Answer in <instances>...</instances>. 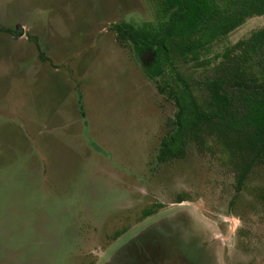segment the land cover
<instances>
[{
  "label": "rangeland",
  "instance_id": "rangeland-1",
  "mask_svg": "<svg viewBox=\"0 0 264 264\" xmlns=\"http://www.w3.org/2000/svg\"><path fill=\"white\" fill-rule=\"evenodd\" d=\"M163 2L0 0V264H264V165L237 189L214 143L158 159L173 75L147 72L153 55L114 26L157 24ZM263 26L173 56L199 101Z\"/></svg>",
  "mask_w": 264,
  "mask_h": 264
},
{
  "label": "trees",
  "instance_id": "trees-1",
  "mask_svg": "<svg viewBox=\"0 0 264 264\" xmlns=\"http://www.w3.org/2000/svg\"><path fill=\"white\" fill-rule=\"evenodd\" d=\"M260 15L264 0H164L157 24H115L118 36L137 53L153 55L147 72L173 75L166 87L176 106L174 127L161 140L159 160L181 157L188 141L214 143L223 163L239 170L237 189L253 165H264V26L224 51L205 82L203 101L173 63V56L197 60L246 18Z\"/></svg>",
  "mask_w": 264,
  "mask_h": 264
},
{
  "label": "flooded vegetation",
  "instance_id": "flooded-vegetation-1",
  "mask_svg": "<svg viewBox=\"0 0 264 264\" xmlns=\"http://www.w3.org/2000/svg\"><path fill=\"white\" fill-rule=\"evenodd\" d=\"M150 52V51H149Z\"/></svg>",
  "mask_w": 264,
  "mask_h": 264
}]
</instances>
